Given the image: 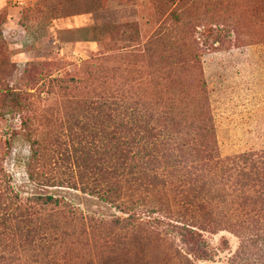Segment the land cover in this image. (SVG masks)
Here are the masks:
<instances>
[{
	"label": "trees",
	"instance_id": "1",
	"mask_svg": "<svg viewBox=\"0 0 264 264\" xmlns=\"http://www.w3.org/2000/svg\"><path fill=\"white\" fill-rule=\"evenodd\" d=\"M154 1L166 10L148 40L151 78L137 79L130 70V78L104 88L100 102H89L92 116L98 113L93 124L89 120L82 128L69 129L70 134L79 132L73 137L79 144L73 152L84 167V191L89 189L125 216L110 222L97 219L74 211L53 194L23 201L0 158V264H33L42 256L58 257L60 252L52 250L56 246L52 228L63 219L72 222L70 217L89 222L92 228L127 230L122 239L110 235L96 258L84 264H172L176 258L181 264H209L219 248L212 247L203 232L220 229H230L240 239L229 264H264V149L221 156L197 47L183 36L203 27L199 34L207 41L228 26L236 39L245 35L248 44L264 42V0ZM135 27L123 24L122 35H130ZM186 45L192 48L181 50ZM157 59L174 66L162 67ZM193 69L196 86L183 81ZM6 93V107L28 109L27 94ZM33 124L32 116L23 121L32 148L29 177L42 186H55L56 178L45 170L46 154ZM168 187L181 191V226L170 224L181 233V251L169 232L159 230L164 220L152 219L162 208L151 206L149 193ZM147 204L150 207L142 210ZM74 237L89 244L87 229ZM223 246L230 248L227 239Z\"/></svg>",
	"mask_w": 264,
	"mask_h": 264
},
{
	"label": "rangeland",
	"instance_id": "2",
	"mask_svg": "<svg viewBox=\"0 0 264 264\" xmlns=\"http://www.w3.org/2000/svg\"><path fill=\"white\" fill-rule=\"evenodd\" d=\"M165 10L154 0H0V158L23 201L36 194H53L74 211L97 219L110 222L125 216L89 189L84 191V167L77 163L73 152L79 145L73 137L79 132L70 134L69 129L82 128L89 120L93 124L98 113L92 116L87 109L89 102H100L104 88L116 80L128 79L130 70L134 69L137 79L151 78L148 40L164 19ZM127 22L136 27L123 36L122 25ZM223 28L219 37L207 41L199 34L203 27L183 36L197 47L219 152L227 157L264 149V42L248 44L245 35L236 39L230 27ZM185 31L186 27H181V32ZM191 48L181 46L184 51ZM157 60L162 67L174 66L172 61ZM183 81L196 86V71L184 75ZM9 90L27 94L28 109L6 107ZM28 116L34 118L36 137L46 154L45 170L56 178L55 186H42L29 177L32 148L23 125ZM149 197L152 207L162 208L152 214V219L164 220L159 230L169 232L167 236L181 251V233L170 225L181 226V191L173 187L157 189ZM143 207L147 210L150 205ZM145 214L142 216L148 218ZM68 219L72 222L63 219L58 228H52L57 239L53 240L56 246L52 250L59 251V256H42L33 264H48L51 260L52 264H84L96 258L97 249L110 241V235L122 239L127 234L121 226L92 228L89 222ZM84 229L88 245L84 239L74 237ZM203 233L212 247L219 248L209 264H229L240 244L237 234L230 229ZM225 239L229 249H223ZM50 253L52 257L55 254ZM172 264H181L180 258Z\"/></svg>",
	"mask_w": 264,
	"mask_h": 264
}]
</instances>
